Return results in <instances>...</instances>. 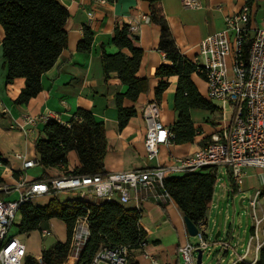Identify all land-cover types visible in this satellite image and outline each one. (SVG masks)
Returning <instances> with one entry per match:
<instances>
[{
    "label": "crops",
    "instance_id": "0c3cea01",
    "mask_svg": "<svg viewBox=\"0 0 264 264\" xmlns=\"http://www.w3.org/2000/svg\"><path fill=\"white\" fill-rule=\"evenodd\" d=\"M59 1L68 11V19L64 26L67 34V48L60 54L54 66L41 76L42 91L27 104H14L24 88V79L17 78L11 84L5 85L6 72L2 66L4 31L0 26V195L4 200L12 201L20 197L22 192V189L18 188L20 173L26 183L41 180L42 169L40 166L24 171L22 170V160L16 158V156H22L25 160L34 161L38 158L35 152V142L41 136L43 125L39 124L32 135H25L17 127L23 124L25 118L28 117L51 113L55 114L61 123L66 124L71 122L77 110L82 109L90 112L94 120L97 123H103L106 128L105 172L141 170L153 163V166L166 165L176 158L194 154L199 148L211 142V135L220 128L221 114L217 104L207 99L204 80L197 74H193L191 79L198 92L217 110L211 112L203 109H191V122L197 131L194 141L181 145L160 146L158 157L153 162H149L145 156L143 144L145 126L142 109L148 102L157 101L154 90L162 81L167 82L168 87L163 92L161 99L157 101L160 121L167 128H171L178 117L174 109L178 77H155L158 67L161 65L170 66L171 63L166 60L165 53L158 48L159 26L142 21L143 16L149 17L147 2L144 0H118L114 3L107 2L104 5L96 6L92 0ZM199 3V8L187 9L183 7V0H161L163 13L174 44L178 52L191 62H194L200 42L210 35L225 30L224 17L238 12L245 4V0H199ZM262 3L264 0H254L250 6L255 23L264 20ZM89 12L92 13L91 18L88 16ZM123 24L139 26V30L135 34L138 37L135 46L143 51V57L136 76L149 81L150 91L148 94H141L134 104L129 101L124 102L125 107L133 105L136 116L130 119L123 130L119 131L115 97L117 94L123 93L125 87L115 73L105 79L101 65V48L103 47L106 54L118 52L111 40L114 29ZM86 28L91 31L93 41L90 52L81 53L77 50V46L83 38ZM123 52L128 54L127 50ZM198 81L199 83H196ZM67 159L66 166L61 165L60 169L47 170L48 176L45 179L55 175L70 174L79 166V159L74 151L68 153ZM244 172L246 178L239 188L234 189L235 191H229L231 188L222 186L223 194H220V197H217V193L214 192L205 220V236L208 244L210 238L221 236L220 230L216 229L220 225L216 216L222 212L221 199L224 201L233 200L236 194H240L242 197L240 204L242 205L246 199L250 202L257 190H260L261 193L264 192V172L253 167H246ZM250 190L253 191H251V196H249ZM54 198L57 199L55 194L45 195L31 200L30 203L36 207H43ZM135 205H138L143 213L140 224L146 233L145 247L132 250L129 253L128 264L129 262L151 264L152 258L162 264H183L178 254V248L187 243L191 244V237L187 234L183 222L184 216L176 203L170 199L160 205L144 200L142 194H138L136 200L131 203L132 207ZM256 206H259L256 213H264V196L257 199ZM258 216L261 217V215ZM54 220H49L43 230L50 232L51 222ZM209 223L212 227L209 226ZM11 230L10 235L17 237L11 234ZM242 234H245L244 230L239 231L231 227L225 235L230 241L238 242V256L244 248V240H247L250 235L245 238ZM35 258L40 260L41 254L36 255ZM215 259L217 260L216 257ZM249 260L251 257L245 260L246 263Z\"/></svg>",
    "mask_w": 264,
    "mask_h": 264
},
{
    "label": "trees",
    "instance_id": "16d2710c",
    "mask_svg": "<svg viewBox=\"0 0 264 264\" xmlns=\"http://www.w3.org/2000/svg\"><path fill=\"white\" fill-rule=\"evenodd\" d=\"M106 1L114 3L118 0ZM144 1L149 7L150 22L160 28L158 48L165 53L166 60L171 63L170 66L158 67L155 77H178L174 97V109L178 117L169 128L173 134L170 144L192 143L197 131L191 122L190 110L203 109L214 112L217 108L200 95L193 83L191 77L197 74L196 66L178 52L163 13L161 0ZM253 1L246 0V4L251 6ZM67 19L68 11L59 0H0V26L4 31L2 66L6 72L5 85L11 84L17 78L25 81L24 88L14 104H27L42 91L41 76L54 66L60 54L67 48V34L64 29ZM92 41L91 31L84 29L77 50L89 53ZM111 42L118 52L106 54L102 47L101 65L105 79L115 73L125 87V91L115 97L117 127L121 131L130 119L136 116L133 105L125 107L124 102L134 104L141 94L149 93L150 86L147 79L136 76L143 51L135 46L138 37L131 32L130 26L126 24L117 26ZM248 46L249 44H246L243 47L244 60L247 59ZM124 50H127L128 54L123 52ZM167 87L168 83L162 81L155 88L154 96L157 101L161 99ZM71 151L77 154L79 166L70 174L105 173L106 128L103 123H97L88 111L77 110L70 127L56 122L44 125L41 136L35 142L38 166L42 169L40 179L44 180L48 176L47 170L60 169L61 165L66 166L67 155ZM218 182L216 169H205L170 176L164 180L163 186L182 215L198 226L207 218ZM230 186L232 191H235L231 182ZM17 215H19L17 228L22 234L41 231L51 219L62 221L66 228L64 243L56 242L44 249L40 260L26 255L23 264H63L69 253V242L75 221L82 216L88 217L90 237L77 264H89L100 248L110 244L123 245L130 253L134 249H139L146 238L140 224L142 210L138 211L132 206L122 207L116 202L97 205L70 199L61 205L54 198L43 207H36L30 202L23 203ZM258 264H264V250L261 251Z\"/></svg>",
    "mask_w": 264,
    "mask_h": 264
},
{
    "label": "built area",
    "instance_id": "2783aa9c",
    "mask_svg": "<svg viewBox=\"0 0 264 264\" xmlns=\"http://www.w3.org/2000/svg\"><path fill=\"white\" fill-rule=\"evenodd\" d=\"M96 6L107 3L106 0H92ZM183 7L197 9L199 0H183ZM264 8V3H262ZM89 18L92 13H88ZM142 21L149 23L148 16ZM225 30L203 39L194 59L197 74L206 84V97L217 104L221 114V124L217 132L211 135V142L201 147L194 154L174 159L166 165L146 166L141 170L105 172L96 175L63 174L44 180L26 183L20 173L18 188L22 189L17 200H4L0 195V264H23L27 255L25 245L15 236L10 235L18 210L23 203L41 196L57 194L69 190L78 191V200L92 204L116 202L122 207H129L138 194L142 199L157 204L170 200L164 191L163 182L170 176L216 169V175H226L232 181L234 189L239 188L245 178L244 169L253 167L264 172V20L253 21L251 7L246 4L233 14L224 17ZM136 34L138 25H131ZM249 44L247 59L243 58V47ZM145 126L144 151L149 162L158 157L160 146L170 145L173 134L160 121L157 101L148 102L142 109ZM50 122L70 127V123H61L55 114H41L25 118L17 126L25 135H32L35 128ZM22 160V170L39 165L37 160ZM219 170H222L219 173ZM232 188L229 190L231 191ZM260 190L254 193L249 204L252 208V228L242 253L237 255V241L229 238L221 240V252L217 262L224 263L225 258L236 256L231 264L246 262L258 264L259 254L264 250V216L256 214V201ZM66 201H59L61 205ZM141 211L138 205H135ZM198 243L185 244L178 248L183 264H196L197 251L202 257L208 248L205 236L206 223L197 226ZM49 230H41L42 239L49 235ZM90 237V224L87 216L75 221L69 242V253L63 264H77ZM145 243L140 244L144 249ZM129 250L123 245H108L100 248L89 264H128ZM151 264H162L151 259Z\"/></svg>",
    "mask_w": 264,
    "mask_h": 264
},
{
    "label": "rangeland",
    "instance_id": "374dc122",
    "mask_svg": "<svg viewBox=\"0 0 264 264\" xmlns=\"http://www.w3.org/2000/svg\"><path fill=\"white\" fill-rule=\"evenodd\" d=\"M197 80V79H196ZM196 83H199L196 82ZM200 85V84H199ZM222 117H220V120ZM154 165V163H153ZM150 165V166H153ZM222 170H219V173H221ZM220 176V181L215 187V192L217 193V197H220V194H223V187L231 188L230 182L232 183L230 178H227L226 175H219ZM230 179V180H229ZM260 179V178H259ZM233 186V184H232ZM252 190L249 192V196H251ZM79 192L74 191V190H69L66 192H61L55 194L57 199L59 201H64V200H76L78 199ZM264 196V192H262L259 197ZM242 197L240 194H236V197L233 200H228L224 201V199H221V207H222V212L220 215L216 216L217 220L220 222V225L217 230H220L221 236L218 238H210L209 239V245L208 248L205 252V254L202 257V264H218L217 260L215 259L216 254L221 252L220 249V242L221 240L225 239V235L227 231L232 227L235 228L239 231H245V234L243 235L245 238L247 235H249V231L252 228V208L250 207L249 200L246 199L243 204H240V200ZM259 206H256V209H258ZM257 215L264 216V213L258 214ZM19 222V215L16 216L15 221H14V226L11 230L12 235H16L17 238L26 245V251L28 255L35 257L36 255L41 254V252L53 245L56 242H61L64 243L66 241V228L64 223L60 220H54L51 222V227H50V233L49 235L42 239L40 237V231H33L29 233H20L17 229V225ZM209 226L212 227L211 223H209ZM246 239L244 240L243 247L246 244ZM198 243V238L197 236L191 237V244L196 245ZM236 258V256L233 257H226L224 263H219V264H231V261H233Z\"/></svg>",
    "mask_w": 264,
    "mask_h": 264
},
{
    "label": "water",
    "instance_id": "95a60500",
    "mask_svg": "<svg viewBox=\"0 0 264 264\" xmlns=\"http://www.w3.org/2000/svg\"><path fill=\"white\" fill-rule=\"evenodd\" d=\"M183 222H184L187 234L190 237L197 236V233H198L197 226L193 224L187 217H183ZM201 263H202V251L198 250L197 255H196V264H201Z\"/></svg>",
    "mask_w": 264,
    "mask_h": 264
}]
</instances>
